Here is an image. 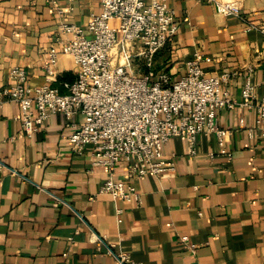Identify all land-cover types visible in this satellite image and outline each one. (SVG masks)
Instances as JSON below:
<instances>
[{
    "label": "crops",
    "instance_id": "0c3cea01",
    "mask_svg": "<svg viewBox=\"0 0 264 264\" xmlns=\"http://www.w3.org/2000/svg\"><path fill=\"white\" fill-rule=\"evenodd\" d=\"M57 1L63 12L47 0H0V90L14 65L30 84L44 82L42 60L59 45L58 21L86 24L100 10L99 0ZM237 1L240 16L204 0H168L177 32L155 52L152 69L177 78L200 51L208 56L201 63L207 72H236L228 88L239 100L248 66L254 81L263 77L264 0ZM131 45L132 69L144 72L143 55L135 53L141 43ZM56 68L52 84L64 92L62 81L73 80L78 68L65 52ZM18 113L14 101L0 103V264H116L108 246L140 264H264V133L253 109L236 103L220 111V123L231 130L228 153L210 134L198 137L195 153L184 137L169 138L164 153L174 166L128 179L140 192L138 203L98 192L109 173L62 138L68 131L62 113L31 136ZM125 166L120 161L114 175L125 177Z\"/></svg>",
    "mask_w": 264,
    "mask_h": 264
},
{
    "label": "built area",
    "instance_id": "2783aa9c",
    "mask_svg": "<svg viewBox=\"0 0 264 264\" xmlns=\"http://www.w3.org/2000/svg\"><path fill=\"white\" fill-rule=\"evenodd\" d=\"M47 1L63 12L57 0ZM99 1L100 10L92 12L86 24L58 21L59 45L51 47L42 60L44 82L32 85L25 69L18 65L9 69V81L0 90V103L10 100L18 104L17 118L28 136L52 114L62 113L68 128L62 138L74 151H87L92 163L102 165L109 173L98 192L138 203L140 192L128 179L146 173L161 175L172 168L174 159H166L164 153V144L172 136L184 137L188 150L195 153L198 137L210 134L219 152L228 153L226 139L231 130L220 123L219 113L236 103L255 111L264 133V72L257 83L248 66L240 99L236 100L228 88L236 72H207L201 63L208 56L200 51L186 61L185 71L177 78H171L165 70L154 71L155 52L178 27L168 0ZM204 1L213 3L220 13L241 15L237 0ZM132 41L141 43L142 49L135 53L143 55L144 72L132 69ZM119 45L125 48H121L115 63ZM59 52L69 53L78 68L73 80L62 81L64 92L52 84ZM240 122L243 124V118ZM122 160L126 176L116 177L115 169ZM180 241L193 247L186 234ZM107 251L115 255L116 264H140L125 251L114 252L111 246Z\"/></svg>",
    "mask_w": 264,
    "mask_h": 264
}]
</instances>
